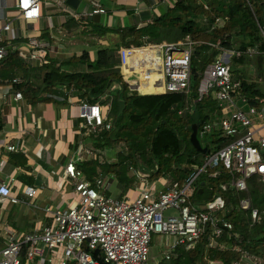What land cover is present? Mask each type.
<instances>
[{"label": "trees", "instance_id": "trees-1", "mask_svg": "<svg viewBox=\"0 0 264 264\" xmlns=\"http://www.w3.org/2000/svg\"><path fill=\"white\" fill-rule=\"evenodd\" d=\"M83 23L93 24L94 30L103 35L114 33L118 41L100 47L95 59L85 50L62 60L51 58L39 66H33L20 50L7 47L6 56L0 59V84L19 78L14 89L21 91L31 105L68 104L71 97L88 104H108L112 127L85 139L97 152H104L107 147L122 149L114 161H107L98 152L97 158L77 160L76 164L93 183L106 174L116 178L121 197L140 183L139 172L150 180L162 177L172 183L185 182L195 166L205 162L208 153L232 141L213 131L209 134L210 144L203 145L200 135L205 124L215 122L221 115L218 101L212 95L201 97L199 88L206 67L223 53L231 52L229 62L239 96L251 103L264 97V0H168L144 27L109 28L87 18ZM188 38L193 42L189 90L142 94L131 89L132 83L119 68L120 46L178 43ZM197 122L198 138L208 147L207 153L191 142ZM10 159L28 168L24 153H13ZM221 178L203 173L195 199L209 201L217 195L225 198L226 217L233 221L234 230L224 240L232 247H209L204 234L194 248L179 245L171 258H163L158 264H233L241 258L236 246L264 255V214L252 224L250 210L239 207L245 193L223 192L218 187ZM257 180L256 176L251 178L250 194L253 204L264 209V194ZM28 248L29 244L24 243L21 264H26ZM94 254L97 256L98 251ZM99 259L100 264H107Z\"/></svg>", "mask_w": 264, "mask_h": 264}, {"label": "built area", "instance_id": "built-area-1", "mask_svg": "<svg viewBox=\"0 0 264 264\" xmlns=\"http://www.w3.org/2000/svg\"><path fill=\"white\" fill-rule=\"evenodd\" d=\"M16 7L23 19L37 20L42 14L43 0H17ZM105 13L106 8L100 2L93 3L91 15ZM9 28L7 24L4 30ZM29 43L32 49L24 57L39 65L48 63L49 44L36 37H30ZM192 44L188 38L178 43L144 42L142 45L120 46L119 68L124 75L136 77L131 89L142 94L189 90ZM7 52V46L0 44V59ZM18 81L19 78H15L13 83ZM236 88L230 62L223 56L206 67L200 83V96L212 95L218 101L221 115L215 122L205 124L200 135L205 137L216 131L231 137L232 141L208 153L205 162L195 166V171L185 182L166 181V187L161 191L142 188L133 200L126 195L107 194L103 177H97L93 183L77 166V160L98 157L96 150L86 147L83 135L110 129L113 124L108 104L80 101V117L84 119L82 138L77 158L71 159L65 167L67 175L74 180L78 203L67 209H55L51 223L40 232L25 235L22 240L9 239L0 247V264H21L24 243L29 244L26 264H34L36 260L35 264H100L99 258L107 264H148L156 235H165L168 239L175 236L163 252L166 259L171 258L179 245L194 248L204 234L209 247H232L224 240L230 238L234 230L233 221L226 217L225 198L217 195L209 201H198L195 196L203 173L209 172L210 177L221 175L223 179L218 180V187L223 192L245 193L239 207L250 210L252 224L260 221L264 214V209L253 204L250 194V180L255 176L264 194V97L251 103L240 97ZM23 97L21 91H15V99ZM7 149L14 151L18 146L9 144ZM138 175L141 178L147 176L142 172ZM36 192L31 187L26 190L31 197ZM8 199L19 202L12 195L9 182L0 181V202ZM170 209L177 213L167 214ZM234 234L238 236L237 232ZM234 249L241 252V258L233 264H264V255L237 246ZM95 251H98L97 256Z\"/></svg>", "mask_w": 264, "mask_h": 264}, {"label": "crops", "instance_id": "crops-1", "mask_svg": "<svg viewBox=\"0 0 264 264\" xmlns=\"http://www.w3.org/2000/svg\"><path fill=\"white\" fill-rule=\"evenodd\" d=\"M167 1L80 0L79 7L72 8L63 0H43L41 17L27 21L16 7L17 0H0V44L20 50L24 57L32 49L29 38L36 37L49 44L48 59L62 60L85 50L95 59L100 47L118 41V37L114 33L100 34L93 24L83 23L86 18L109 28L144 27ZM94 2L106 8V13L100 14V22L89 18ZM222 22L220 19L219 23ZM7 24L10 28L5 31ZM223 59L226 61L225 56ZM31 63L39 66L38 62ZM79 102L71 97L68 104L31 105L25 97L15 99L13 82L0 84V181L9 182L12 195L19 199L18 203L9 199L0 202V247L11 238L22 240L25 235L40 232L51 223L55 209H67L78 203L74 180L65 167L77 158V143L82 138L84 119L80 117ZM86 137H83L85 145L93 148ZM9 144H16L18 149L9 151ZM19 152L26 155L28 168L10 159L11 154ZM104 180L108 191L115 184L120 195L116 178L108 176ZM166 181L162 177L156 180L140 177L137 187L129 191H135L136 195L145 187L161 191ZM30 187L37 190L34 197L26 193Z\"/></svg>", "mask_w": 264, "mask_h": 264}, {"label": "rangeland", "instance_id": "rangeland-1", "mask_svg": "<svg viewBox=\"0 0 264 264\" xmlns=\"http://www.w3.org/2000/svg\"><path fill=\"white\" fill-rule=\"evenodd\" d=\"M165 5H166V3L163 4V6H165ZM163 6L161 7V11L163 10ZM222 56H225L226 59L228 57L229 61H230L231 52L230 51L225 52V53H223ZM125 79L127 81H130L131 83H134L136 81V77L135 76H131V75H125ZM209 134H206L205 137H201V142H202L203 145H205L206 143L210 144ZM83 136H85V135H83ZM121 149H122L121 146H117L116 148L107 147L104 152L103 151L102 152L98 151V152L102 156L105 155V158H106L107 161H114L116 159V155H117L118 151L121 150ZM101 159L104 160L103 157ZM104 176H105L104 179H106L108 176H110V174H106ZM109 194L113 195L115 197H120V195L117 193L115 184L110 187ZM74 195H75V197H77V200H78L79 197H78L76 191H75ZM138 195L139 194L136 195L135 191H128L126 193V196H128L132 200L135 199ZM166 213L167 214H176L177 212H176V210L170 209V210H167ZM169 239L170 240H174L175 236H172ZM167 240H168V237L165 236V235H156L154 237V240H153V242L151 244L150 260H149L148 264H158L160 262V260L163 258L164 250L168 247V245L166 244ZM57 249L59 250V247Z\"/></svg>", "mask_w": 264, "mask_h": 264}, {"label": "water", "instance_id": "water-1", "mask_svg": "<svg viewBox=\"0 0 264 264\" xmlns=\"http://www.w3.org/2000/svg\"><path fill=\"white\" fill-rule=\"evenodd\" d=\"M64 3L72 8H78L80 5V0H63ZM90 19H93L95 22H100L101 20V15L100 14H94L89 16ZM226 61H229V58L227 57ZM198 128H199V123H195L193 125V131L191 134V142L193 145L201 152L207 153L208 152V147H205L201 144L199 138H198ZM202 188L199 190L202 192Z\"/></svg>", "mask_w": 264, "mask_h": 264}]
</instances>
